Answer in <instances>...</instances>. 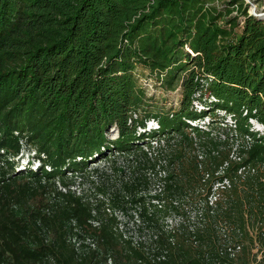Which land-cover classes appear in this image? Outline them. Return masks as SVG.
<instances>
[{
	"label": "trees",
	"instance_id": "1",
	"mask_svg": "<svg viewBox=\"0 0 264 264\" xmlns=\"http://www.w3.org/2000/svg\"><path fill=\"white\" fill-rule=\"evenodd\" d=\"M248 8L0 0V264H264V15ZM22 145L35 172L12 167Z\"/></svg>",
	"mask_w": 264,
	"mask_h": 264
},
{
	"label": "rangeland",
	"instance_id": "2",
	"mask_svg": "<svg viewBox=\"0 0 264 264\" xmlns=\"http://www.w3.org/2000/svg\"><path fill=\"white\" fill-rule=\"evenodd\" d=\"M249 3V8H248V12L249 13H257L258 11L263 10L262 9V5H263V0H260L259 2L255 3V0H246ZM148 76L147 71L144 72V77ZM146 78V77H145ZM141 83H144L145 86H147V95L148 97H150V99L153 102H156L155 104L158 105L159 107H161L163 110H166L167 107L171 106V105H176L178 103V97L180 96V93L177 92V90L170 92V91H164L163 89H161L160 87V82H158L154 77L151 78H146L145 80H142V78L140 79ZM163 106V107H162ZM221 114H224L222 111H220ZM227 119L229 120V117H227ZM150 122L147 121V125H149ZM222 125V124H221ZM223 127L225 125H222ZM259 124L254 122L253 123V127L254 128H259ZM109 137L113 138L115 136V132L113 131V129H109ZM23 140H21L22 142ZM128 140H126L127 142ZM20 152L18 153L17 156H15L12 160V167H14V171L15 172H19L21 170H30L31 172H35V170H38V168L40 166H42L43 164H41L42 162L39 161V159L37 158V153L31 149H29L28 147H25L24 145H22L21 149L19 150ZM117 156V155H116ZM115 156V157H116ZM113 159L114 156H111L110 159ZM109 158L105 159L103 158H99V160H96L95 162L92 163H88V167H86V170H84L82 173H78L76 176L78 178H76V183L74 184L75 186H72V188H78V183H80V179L79 177L83 174L88 173V171H91L92 168L97 167V166H102L103 164H108L109 163ZM45 169H49V166L44 165ZM68 178L71 177L70 172L67 173ZM85 176V175H84ZM83 176V177H84ZM56 182H59V179L56 178ZM89 181L84 180V185L79 184V187L82 189V191H85L86 197L90 198V199H96V198H100V193H95L96 191L92 188L90 189L87 186V183ZM84 189V190H83ZM170 221V220H168ZM90 237V236H89Z\"/></svg>",
	"mask_w": 264,
	"mask_h": 264
},
{
	"label": "built area",
	"instance_id": "3",
	"mask_svg": "<svg viewBox=\"0 0 264 264\" xmlns=\"http://www.w3.org/2000/svg\"><path fill=\"white\" fill-rule=\"evenodd\" d=\"M257 13H261L262 15H264V9L263 10H261V11H258ZM257 13L255 14V13H251V14H253V15H257ZM148 122H150V124L149 125H147L146 124V128H150V127H155L156 126V123H155V121H153V120H149ZM229 122H230V124H231V122H232V119L229 117ZM249 122H250V124H251V130L252 131H254V132H258V134L260 135V134H263L264 135V126L260 123H258L254 118H249ZM254 122H256V123H258L260 126H259V128L257 127V128H254L253 127V123ZM250 136L249 135H246L245 136V141L246 142H249L250 141ZM155 141L154 140H152L151 141V143L152 144H154V145H156V143H154ZM230 157L231 158H233V159H239V157L237 156V154L234 152H232L231 153V155H230ZM239 172H241L240 170H239ZM228 184V181L226 180V181H224L223 183H216L215 184V186L214 187H218V186H220V187H224V185H227ZM73 242H75L76 241V239H73L72 240ZM88 243L90 246H93L94 247V243H93V241H92V238H90L89 236H87L86 238H85V243ZM78 243L76 242L75 243V245H77Z\"/></svg>",
	"mask_w": 264,
	"mask_h": 264
},
{
	"label": "water",
	"instance_id": "4",
	"mask_svg": "<svg viewBox=\"0 0 264 264\" xmlns=\"http://www.w3.org/2000/svg\"><path fill=\"white\" fill-rule=\"evenodd\" d=\"M262 9H264V0H263V5H262ZM259 16L262 15L261 13H257Z\"/></svg>",
	"mask_w": 264,
	"mask_h": 264
}]
</instances>
